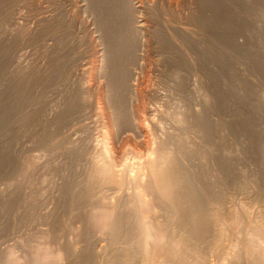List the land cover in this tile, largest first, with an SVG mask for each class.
Listing matches in <instances>:
<instances>
[{"label":"rangeland","instance_id":"rangeland-1","mask_svg":"<svg viewBox=\"0 0 264 264\" xmlns=\"http://www.w3.org/2000/svg\"><path fill=\"white\" fill-rule=\"evenodd\" d=\"M141 107L195 178L201 238L159 203L148 250L101 220L132 206L93 170L122 150L144 161ZM262 144L264 0H0V264H177L185 240L222 255L207 264H244L245 246L264 254Z\"/></svg>","mask_w":264,"mask_h":264},{"label":"bare ground","instance_id":"bare-ground-1","mask_svg":"<svg viewBox=\"0 0 264 264\" xmlns=\"http://www.w3.org/2000/svg\"><path fill=\"white\" fill-rule=\"evenodd\" d=\"M204 5H206V4H204ZM200 8H202V6H200ZM135 23H137L138 28H140L142 30L144 29V24H143L144 22L142 23L141 21H137ZM121 37L124 38L123 36H121ZM120 41L121 40H119V42ZM124 41H121V42H124ZM136 76H137V74L135 75V81H136ZM133 79H134V76H133ZM136 84H137V81H136ZM136 84H135V87H136ZM138 90H140V89H138ZM138 90H136L134 87L132 88L131 94L133 95L134 98H135V96H136V98L139 96L142 97V94H141L142 92L138 91ZM140 112H141L140 115H138V113H136V115H135V122L132 124V134L141 143V146L145 150V154L143 155L144 161H142L141 163H138V164H136L134 162L129 163L128 160H135V159L140 160V159H142V157H138L139 153H128V155L125 158H123L125 150H122V151H117L115 153L116 157H112V158L109 157V159H108L109 161H107L106 163H104L100 166H96L95 169L93 170V173H95L94 176L96 177L97 181H99V184L101 186L106 187L109 191H113V193L117 194L118 192L122 193V191L126 192L129 190V191H131V194H132V195L129 194L130 197H128V199H127L128 200L127 205H128V203L130 205H132V206H130L129 212L127 211L125 215L123 213H120V214L118 213L114 217H112V219H110L111 217L108 216L110 214L107 213V216H106V214L103 215L101 220L103 223L107 222V225H109L108 227H109L110 236L113 237V240L115 237L117 238V236H121L120 234L123 233L122 229L125 232V234H128V237H129V234L132 235V234H136L138 232V236H137V234L134 236H137V237L140 236L139 237L140 239L142 237L141 241L144 244L145 249H147L146 247L148 245H150L149 244V241H151L150 239H152V241L153 240L155 241L156 239L159 238L158 234L159 233L161 234L163 231V229H162L163 227L160 226L159 223L156 224V221L158 219L156 220L154 218V216H156V218H157V214H156L157 211L154 212L155 205L160 204L161 209L163 208L162 210L169 208V210H168L169 213L172 212V215H173V213L177 214V216H178L177 217V223L179 224V226L185 227V230L187 231L186 233H188L190 236L194 235L195 238L196 237L201 238L202 236H204L207 229L205 226L206 219H205V215L203 213L204 211L202 212V210H203V208H202V205H203L202 197L203 196L200 194V192L195 187L196 186L195 181H194L195 178L192 177L191 174H189L187 171H185V168L183 169V167L181 166V164L179 162L180 160L178 159L179 157L177 156V153L174 152L170 148L169 143H170V139H171V136H170L171 134L168 131L166 133L163 132L164 130H162L159 126L154 125V122H155L156 117H157V114H156L157 112L155 110H150V112L148 113L150 115L149 116L150 123L153 124V126L150 127V129H148V127L144 126L145 122H149V121H146V118L143 115V113H145L144 107H141ZM105 124L106 123L103 120L102 121V127H104ZM196 127H198V126H196ZM175 130H173V131H175ZM158 132L163 133L164 138H166L165 142H162V141L160 142V140L156 141V139H158V137H157ZM263 147H264V145H263ZM115 154H111V156H113ZM222 165H221V167H222ZM222 168H224V167H222ZM224 169H223V171H224ZM226 170H225V172H226ZM111 184L115 185L114 188L112 187L113 189L110 188V186H109ZM205 192H206V190H205ZM120 193H118V194H120ZM203 194H205V193H203ZM183 202L189 203L190 206H192L194 208V210L192 208H191L192 210H186V208H183L184 207V206L182 207ZM183 205H187V204H183ZM125 207H127V206H125ZM156 207L158 208L159 206H156ZM161 209H159V210H161ZM161 212H163V211H161ZM168 212L166 214H168ZM127 213H128V215H127ZM161 215H162L161 217H164V221L168 219L166 217L168 215H165V213L161 214ZM158 217H159V215H158ZM241 220H242V218H241ZM159 222H160V219H159ZM236 223H237V221H236ZM124 224H125V227L128 228L127 230H124L125 229V228H123ZM126 224H128L130 228L127 227ZM220 226H221V224H220ZM160 227H162V228H160ZM222 227H223V225H222ZM164 229H165V227H164ZM221 230H222V228L219 227L217 235L215 234L216 237H215V240L213 241L215 244V245H213L214 248H216V246L218 247L219 244H220V246L221 245L223 246V244H221L220 242L224 241L225 238H226L225 239L226 241L228 240L227 237L224 238V235L222 236L223 231L221 232ZM107 231H108V229H107ZM229 234L231 235V233H229ZM156 236H158V237H156ZM222 238H224V239H222ZM137 243H139V242H137ZM183 243L185 244V248L182 250H179V252H176L177 254H180L178 257V260H179L178 263H180V264H207L208 261L206 258L208 257V259H209L210 256L214 257L212 259H215L212 261L217 262L216 259L221 255V254H213L211 251L210 252L212 254H201L203 252L202 251H196L195 249L191 248V245L188 244V241L185 240V242L183 241ZM134 245H135V243H134ZM136 246H137V244H136ZM142 247H143V245H142ZM155 248H156V251L153 250L152 253H150L149 251H147V252L145 251V254H159V255L163 254V252H161L162 251L161 249H160L161 250L160 251L159 248L157 249L156 246H155ZM212 249H213V247H211V250ZM219 249H221V248H219ZM219 249H217V250H219ZM183 251H185L187 253L182 254ZM188 257H190V259H192V260H190L191 262L187 259ZM218 259H220V258H218ZM237 260L239 263L244 262V264H264V254H247V247L245 246V249L242 252V254L237 255Z\"/></svg>","mask_w":264,"mask_h":264}]
</instances>
